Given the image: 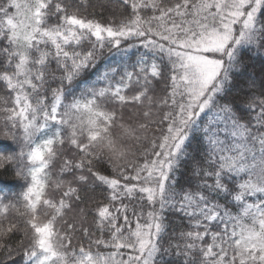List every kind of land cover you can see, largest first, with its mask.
<instances>
[{"label":"snow or ice","instance_id":"snow-or-ice-1","mask_svg":"<svg viewBox=\"0 0 264 264\" xmlns=\"http://www.w3.org/2000/svg\"><path fill=\"white\" fill-rule=\"evenodd\" d=\"M255 61L264 0H0V264H264Z\"/></svg>","mask_w":264,"mask_h":264},{"label":"trees","instance_id":"trees-1","mask_svg":"<svg viewBox=\"0 0 264 264\" xmlns=\"http://www.w3.org/2000/svg\"><path fill=\"white\" fill-rule=\"evenodd\" d=\"M126 46V45H125ZM143 52L141 48L139 49H132L130 52L127 53V55H115L110 56L107 51H105L104 55L108 57L107 60L101 59L98 67L103 68L105 66H112L120 68V65L124 63L125 61H128V58L131 57L132 61L136 59V54ZM249 68L251 71L255 73L256 79H257V85L253 89V91L260 93L262 91L261 89V77L262 73H264V68H262L260 61H255L254 63L249 64ZM92 76L95 75V70L91 73ZM241 83H245L246 81H241ZM191 151V147L189 149ZM19 151V145L12 141L11 139L4 138L3 136H0V154L4 155H10L17 153ZM190 172V164L184 166V173L183 175H187ZM24 184L23 180H19L15 177L11 167L8 169L7 172H0V186H4L5 192H7L9 195H13L15 193H18L22 190L21 186ZM10 190V191H9ZM91 219V216L89 217ZM172 227L175 228L177 231H179L181 228L185 227L184 222L178 218V217H170ZM165 260L167 261L168 258L165 257ZM171 264V262H169Z\"/></svg>","mask_w":264,"mask_h":264},{"label":"rangeland","instance_id":"rangeland-1","mask_svg":"<svg viewBox=\"0 0 264 264\" xmlns=\"http://www.w3.org/2000/svg\"><path fill=\"white\" fill-rule=\"evenodd\" d=\"M138 43V42H137ZM142 49V51H144V49L143 48H141Z\"/></svg>","mask_w":264,"mask_h":264}]
</instances>
